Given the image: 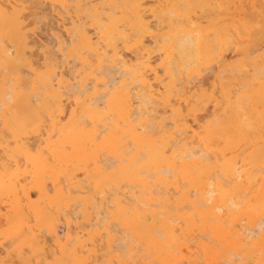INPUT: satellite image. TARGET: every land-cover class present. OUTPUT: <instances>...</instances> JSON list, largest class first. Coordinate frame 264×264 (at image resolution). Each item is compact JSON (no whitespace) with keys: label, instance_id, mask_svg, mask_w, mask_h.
<instances>
[{"label":"bare ground","instance_id":"obj_1","mask_svg":"<svg viewBox=\"0 0 264 264\" xmlns=\"http://www.w3.org/2000/svg\"><path fill=\"white\" fill-rule=\"evenodd\" d=\"M235 2L0 0V264H264V48L228 69Z\"/></svg>","mask_w":264,"mask_h":264},{"label":"rangeland","instance_id":"obj_2","mask_svg":"<svg viewBox=\"0 0 264 264\" xmlns=\"http://www.w3.org/2000/svg\"><path fill=\"white\" fill-rule=\"evenodd\" d=\"M236 2H235V4H234V6L229 10L230 11V14L232 15L231 16V18H230V16H228V17H226V18H229L230 19V22L231 21H233L232 23H234V24H232V26H231V23H227V25H230L232 28H233V30H235L236 32H237V34L239 35L238 37H237V45H235L236 44V40H235V43L233 44V46H234V49H236L237 51L234 53L235 54V56L231 59V60H229L228 62H227V65H228V69L230 70V68H236V66L237 67H239V66H243L246 70H248V67L250 66L251 67V62H250V60H251V58H253V57H255V56H257V53H256V55H253V56H248L249 54H250V52L251 51H253L254 49H258V47L259 48H264V38H262V43H260V41H259V43H257L256 42V40L257 39H255V37H254V31H256L255 29H253L254 28V25H252L251 23H250V16L251 15H249V13H250V11H249V8H251L252 10H251V14L253 15L254 14V12L256 13L257 11H260L261 9H260V2H259V0H235ZM209 2V3H208ZM257 3L259 4V5H257ZM208 4H210V6H212V7H210ZM251 5V6H250ZM207 6H209V7H205V9L207 10V11H209V12H211V11H213L212 13H214V14H209L208 12H205V14H204V11H206V10H204V7H203V9L202 8H199V10H196L195 11V13H191L190 14V19L194 22V26H192L191 27V29L194 31H201V27H200V24H202L203 22H206V21H208V20H206V21H204V20H200V21H197V19L198 18H200V16L202 17V15H201V12H202V10H203V14H204V16L203 17H205L206 16V13H208L207 14V16L206 17H208V15H209V17H210V15H211V18L213 19V21H219L220 19H222L223 17L219 14V10L217 9V5L216 4H214V3H211L210 1H207ZM239 7V8H238ZM257 7V8H256ZM208 8H212L211 10H209ZM256 8V9H255ZM259 8V9H258ZM200 9H201V12H200ZM234 9H236V10H234ZM168 9H166V11H167ZM52 10L50 9V8H48V7H46V6H44V5H37V4H34L33 5V9L31 10V13H32V15H31V17L29 18V22L30 21H33L34 23V25H33V27H35V29H38V31H37V41L40 43V44H42V45H44L45 47H44V49H43V51H51L52 53H55V51H56V48H57V46H56V43H55V37H59V36H61V37H63V39L65 40L66 39V37H65V35H64V32H62L61 30H59L57 27H58V25L60 26L61 25V18L56 14V12H54V11H52ZM164 12H165V9L163 10ZM29 12V11H28ZM27 12V13H28ZM236 14H239L240 16H242V17H240V16H234V15H236ZM244 16H243V15ZM216 16V18H215V16ZM38 16H39V18H40V22H38L37 21V18H38ZM70 17H72L73 19H74V17H75V14H74V11L72 10L71 11V14H70ZM202 17V18H203ZM233 17H235V20H234V18ZM245 17H247V18H245ZM252 17V16H251ZM254 17H256V16H254ZM168 19H169V17H168ZM167 19V20H168ZM208 19V18H207ZM211 19V20H212ZM247 19V20H246ZM209 20H210V18H209ZM242 20H243V22H242ZM249 20V21H248ZM235 21V22H234ZM174 22H176V21H174ZM65 23H67V22H65ZM235 23H237V25H235ZM239 23H240V26H239ZM243 26H250V27H252V29L251 30H244L243 29ZM241 29L242 30H244V31H241ZM239 31V32H238ZM171 32V30L169 29V28H167V29H165L164 30V34H169ZM246 32V33H245ZM254 32V33H253ZM235 34V33H234ZM240 34H241V37H240ZM246 34V35H245ZM243 35H245V36H243ZM243 37V39H241ZM244 37H246V38H244ZM239 38V39H238ZM246 39V40H245ZM251 39H252V41H251ZM244 40V41H243ZM131 41H133V39H131L129 42H127L126 44H123V43H121V42H119V44H118V49L119 50H121L122 48H123V50H124V52H123V50H122V53L125 55V56H127L128 58H129V56L131 55V53L133 52V51H135V49L134 48H136V46L134 45V42H131ZM241 41V42H240ZM247 41V42H246ZM242 42H245V44L247 45H245V44H243ZM129 43H130V45H129ZM243 44V46L244 47H246V48H244V47H242V44ZM252 43V44H251ZM121 44V49L119 48L120 45ZM132 44V45H131ZM257 44H259V46H257ZM263 44V45H262ZM127 46H128V48H127ZM238 46H240V47H238ZM129 47H130V49L131 50H129ZM238 47V48H237ZM242 47V48H241ZM230 48H233V47H230ZM254 48V49H253ZM239 50V51H238ZM264 50V49H263ZM261 51L259 54H258V56H260V55H262V54H264V51ZM131 51V52H130ZM161 52V51H160ZM160 52H157L156 54H160ZM228 52V51H227ZM226 52V53H227ZM240 53H241V55H240ZM238 54V55H237ZM158 58V57H157ZM246 60L250 63V64H248L247 62H246ZM234 61V62H233ZM240 61H242V63L240 62ZM240 62V63H239ZM260 66V65H259ZM259 66H258V68H259ZM249 67V71H250V69H252V68H250ZM233 68V69H234ZM227 69V68H226ZM227 69V70H228ZM63 70L65 71V70H67V68L66 67H64L63 68ZM228 70V71H229ZM252 71V70H251ZM250 71V72H251ZM186 79V78H185ZM187 80V79H186ZM183 81H184V79H183ZM184 82H186V81H184ZM234 83L235 82H232V85H234ZM236 84V83H235ZM234 87H236V85L234 86ZM178 88V87H177ZM207 120H210L209 118L208 119H206V121ZM90 195H92V196H96V193H94V192H91L90 193ZM69 221L71 222V227H73L74 226V223L76 222V223H79V224H82V221H81V219H73V217H70L69 218ZM73 222V223H72ZM5 258V254H4V250L3 249H1L0 248V259H4ZM134 264H137V263H134Z\"/></svg>","mask_w":264,"mask_h":264}]
</instances>
